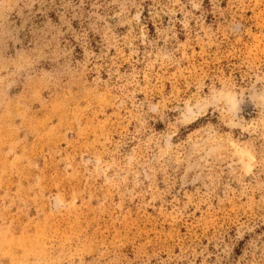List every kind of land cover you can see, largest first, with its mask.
Masks as SVG:
<instances>
[{
	"label": "rangeland",
	"instance_id": "374dc122",
	"mask_svg": "<svg viewBox=\"0 0 264 264\" xmlns=\"http://www.w3.org/2000/svg\"><path fill=\"white\" fill-rule=\"evenodd\" d=\"M0 264H264V0H0Z\"/></svg>",
	"mask_w": 264,
	"mask_h": 264
}]
</instances>
